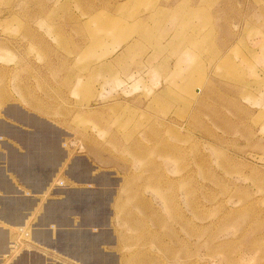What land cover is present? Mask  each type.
I'll return each mask as SVG.
<instances>
[{
	"label": "rangeland",
	"instance_id": "1",
	"mask_svg": "<svg viewBox=\"0 0 264 264\" xmlns=\"http://www.w3.org/2000/svg\"><path fill=\"white\" fill-rule=\"evenodd\" d=\"M38 104L113 182L117 264H264V0H0V121Z\"/></svg>",
	"mask_w": 264,
	"mask_h": 264
},
{
	"label": "crops",
	"instance_id": "2",
	"mask_svg": "<svg viewBox=\"0 0 264 264\" xmlns=\"http://www.w3.org/2000/svg\"><path fill=\"white\" fill-rule=\"evenodd\" d=\"M182 64L171 71L180 72ZM50 112L38 104L32 121L14 112L5 113L10 121L2 120L0 264H117L115 223L107 211L113 182L85 162L78 161L72 171L64 148L67 132L46 120ZM41 134L45 141L35 142ZM64 197L73 201L72 209L59 204ZM18 226L32 228L33 237L22 239Z\"/></svg>",
	"mask_w": 264,
	"mask_h": 264
},
{
	"label": "bare ground",
	"instance_id": "3",
	"mask_svg": "<svg viewBox=\"0 0 264 264\" xmlns=\"http://www.w3.org/2000/svg\"><path fill=\"white\" fill-rule=\"evenodd\" d=\"M176 90V89H175ZM179 90V89H178ZM181 91V90H180ZM197 91H199V89H197ZM182 92V91H181ZM166 95V94H165ZM163 96V95H162ZM161 96V97H162ZM192 96H193V94H192ZM160 97V96H159ZM165 97V96H164ZM189 97H191V96H189ZM169 98V97H168ZM161 99V98H160ZM11 111L12 112H14L15 114H17V112L15 111V110H13V109H11ZM186 123H188V122H186ZM0 124H2V125H4V123L3 122H1L0 121ZM5 126V125H4ZM162 140V139H161ZM164 141V140H163ZM165 148H166V146H165ZM171 148V147H170ZM176 147H174V149H175ZM176 149H178V148H176ZM179 150V149H178ZM172 151V150H171ZM178 152V151H177ZM68 156V155H67ZM83 238V237H82ZM86 242V241H85ZM75 246V245H74ZM81 246V245H80ZM83 249H84V247H83ZM86 249V248H85ZM89 249V248H88ZM82 253V252H81ZM80 256V255H79ZM82 257H84V254H83V256Z\"/></svg>",
	"mask_w": 264,
	"mask_h": 264
},
{
	"label": "built area",
	"instance_id": "4",
	"mask_svg": "<svg viewBox=\"0 0 264 264\" xmlns=\"http://www.w3.org/2000/svg\"><path fill=\"white\" fill-rule=\"evenodd\" d=\"M18 228V231H17V233H19V234H21L22 233V231H24L25 230V227L23 228V226H18L17 227ZM29 234V229H28V231L25 233V234Z\"/></svg>",
	"mask_w": 264,
	"mask_h": 264
}]
</instances>
